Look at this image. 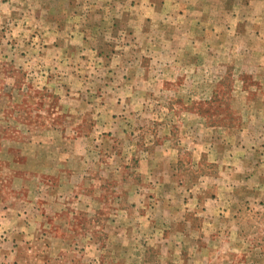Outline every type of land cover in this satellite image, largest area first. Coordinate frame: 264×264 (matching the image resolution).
Listing matches in <instances>:
<instances>
[{
  "label": "rangeland",
  "instance_id": "obj_1",
  "mask_svg": "<svg viewBox=\"0 0 264 264\" xmlns=\"http://www.w3.org/2000/svg\"><path fill=\"white\" fill-rule=\"evenodd\" d=\"M0 264H264V0H0Z\"/></svg>",
  "mask_w": 264,
  "mask_h": 264
},
{
  "label": "crops",
  "instance_id": "obj_2",
  "mask_svg": "<svg viewBox=\"0 0 264 264\" xmlns=\"http://www.w3.org/2000/svg\"><path fill=\"white\" fill-rule=\"evenodd\" d=\"M67 18H68V17H67ZM55 27H56V26H55ZM60 29H62V27H60V28H56L57 31H59ZM69 29H70V31H69L70 33H72L71 31L74 30V29H72L71 25H70V28H69Z\"/></svg>",
  "mask_w": 264,
  "mask_h": 264
}]
</instances>
